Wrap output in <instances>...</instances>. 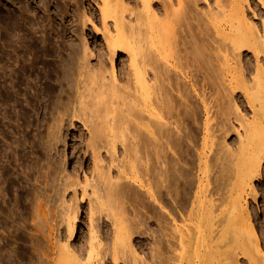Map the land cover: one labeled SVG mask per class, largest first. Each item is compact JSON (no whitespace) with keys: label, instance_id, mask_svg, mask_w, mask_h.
I'll use <instances>...</instances> for the list:
<instances>
[{"label":"bare ground","instance_id":"1","mask_svg":"<svg viewBox=\"0 0 264 264\" xmlns=\"http://www.w3.org/2000/svg\"><path fill=\"white\" fill-rule=\"evenodd\" d=\"M1 1L4 49L15 43L18 55L13 54L19 57L15 60L7 51L0 54V120L11 125L8 115L17 110L23 94L30 91L39 98L38 94L52 91L42 87V73L37 70L39 66L46 71L49 61V76L56 77L60 89L55 94L61 96L49 94L44 101L49 115L44 144L58 142L66 121L73 127L74 119L88 134L83 177L78 171L75 177L68 174L59 196L63 209L58 223H64L67 238L61 239L58 232L55 236V226L48 224L46 238L53 257L45 252L46 258L52 257V264H108L109 257L112 264H264V235L247 201L248 194L257 197L254 181L264 167V19L260 29L252 0H95L91 3L98 11L97 24L82 0H50L62 22L73 13L72 28L60 24V30L53 20L50 31L43 26L31 34L23 26L24 0H11L13 11ZM197 2H204L205 9H197ZM258 2L264 11L263 0ZM87 25L102 37L107 65L99 59L98 68L92 66L95 57L85 35ZM68 31L80 45L67 41ZM124 58L125 78L119 73ZM190 92L205 112L200 140ZM235 94L244 97L251 116L240 110ZM232 133L236 149L226 140ZM15 140V146L23 144ZM216 140L222 142L216 145ZM46 174L44 180L35 175L34 181H46ZM36 188L30 200L32 223L46 220L44 208L51 198ZM136 188L137 193H146L148 206L140 203L142 194L135 196ZM68 190L73 191L71 201ZM85 201L86 250L72 244L78 234L80 203ZM126 201L134 205L129 221L123 208ZM100 215L112 229L105 252Z\"/></svg>","mask_w":264,"mask_h":264},{"label":"rangeland","instance_id":"2","mask_svg":"<svg viewBox=\"0 0 264 264\" xmlns=\"http://www.w3.org/2000/svg\"><path fill=\"white\" fill-rule=\"evenodd\" d=\"M12 1L11 0H2L1 2L4 3V5H7V7L13 11L14 10L13 8H15V6H14ZM49 1L50 0H24V3L26 6L24 9L23 15H24V18L27 19V22H25L26 20L24 19V23H23L24 25L23 26L25 29L24 28L23 29L26 30L27 33L30 32V34H31L35 30L38 31L43 26L47 27V30L50 31L51 23L53 24V20L56 21L55 26H58L60 28V30H61L62 24H66L68 27L72 28L71 25L73 22L72 21L73 13H72L71 19H68V20L62 22L60 20L61 17L60 16L58 17L57 12L55 10L56 5L54 6V4L49 2ZM82 1H83V5L85 6V9H87L86 11H87L88 15L91 16V18L93 17L92 19L97 24V18L99 19V15L97 14L98 11L95 8V6L93 5V3H91V1H95V0H82ZM263 2H264V0H263ZM197 3H196L197 9H205L206 5L204 4V2H200L198 4ZM251 3H252L251 4L252 7L254 8V11L258 12V14H259L258 15L259 18H258V20H256V23L261 29L262 28V20L264 19V11H263V9H261L262 7L259 4L258 0H252ZM41 7H43V8H41ZM45 8H46L47 12H45ZM25 10L27 11V13ZM33 10H34V12H33ZM31 11L33 13H31ZM92 11H93V13H92ZM31 14H32V16H31ZM48 15H49V17H48ZM44 16H45V18H44ZM94 17H96V18H94ZM250 17H252V16L250 15ZM42 19L44 20V22ZM40 20L43 22V24H41L42 22ZM74 20H77V19L74 18ZM77 22H76V24H77ZM87 28L85 31V35H86L88 41L90 42L91 47L94 49L93 50L94 51V57L96 58V60L98 59L96 61L94 58V60L91 62V63H93L92 66L95 68H98L99 59L102 62L105 60L103 63L108 64L107 54L105 53L106 48H105V45L102 41V37L98 36L93 31V28L91 26L87 25ZM49 31H48V33H49L48 36L50 35ZM4 32L5 31L0 27V54L2 55L1 51H3V52L7 51L6 54L10 55L13 59L17 60L16 58H18L19 56H15V55H18L16 53L17 50L14 48L15 43L14 44L12 43V45L10 44V46L7 50L4 49L3 38H2L5 35ZM10 32H12V31H10ZM10 32L8 34H10ZM37 36H41V35L39 33H37ZM29 37H32V35ZM68 37H70L71 39H69ZM50 38L52 39L51 35L49 36V40L51 41ZM74 38L75 37H73L71 35L70 31L66 32V39L68 42L70 41V44H74V45L79 44L80 45V43L77 42L76 39H74ZM52 41L54 42L55 40L52 39ZM10 42H11V40H10ZM13 49H15L16 51L15 50L13 51ZM124 60H125V58H124ZM124 60L120 61V66H119L120 69H122L124 67L122 69V71L119 70L120 75L122 72L124 73V74L122 73L123 78H125V76H126L125 73L127 72V64H126L127 62H126V60L125 61ZM47 63L48 64H47L46 71L45 70L42 71L41 68H38L39 66L37 67V70L39 69V72L42 73V75H41L42 87L46 86L47 88H51L53 92L52 91H51L52 93L50 91H49V93H44V92L41 93L40 92L42 95L38 94V97L40 96L39 98H41V99L37 98L36 94H33L30 91H29L30 94H29V92H28V94H23L26 97H24L21 94L22 98L20 100H22L23 102L20 101V103L17 107V110L13 109L15 112L13 111L14 113L12 112V113H10L11 115L10 114L8 115L7 120H9L10 123L12 122L11 123L12 126L9 123H8L9 125H7L5 123L4 119H2V121L0 120L1 121L0 122V133L2 132L0 138L3 136L2 137L3 139L2 138L0 139V172H4L2 174L0 173V175L2 177V180L0 182H3V184H5V185L0 184V186H1L0 189L2 188L0 191V264H45L44 259H47L48 263L52 264V262H51L52 257H53L51 255L52 247L50 246V245H52V243L50 244L49 239L46 238V236L48 237V234L50 233L49 232L50 231L49 225L51 224V225L55 226V228H54V230H56V231H54V234L56 233L55 236L57 235V232H58V236L61 235V239H62L63 235H64V238L67 236L66 232H65L64 223L62 226L59 225V223H58L59 219L61 222V218H60L61 212L60 211H61V209H63L62 204H60L61 203L60 199L62 197L61 194L63 193V191H61L63 189L62 183H65V181H66L65 179H67L66 177H69V175L71 177L72 176L75 177L77 171L82 175L81 177H83L82 172L85 169V160H86L87 155L84 153L85 152L84 141L86 142V139H88V134L84 130L82 125L79 122H77L76 119L73 120V123H74L73 127L70 126V121H68V123L66 121V124H65L63 130L59 134L61 139L59 137L58 142L52 141L51 144L50 143L44 144V141L42 139V137H44L46 135L45 134V131H46L45 130V128H46L45 120H49V115L47 116V114H45V113H47V109L44 108V104L46 103V100L49 99V97H50L49 94H51V96L55 95L54 97H57L60 95V94L59 95L55 94L58 92L60 93V91H59L60 89L57 87V83L55 80L56 77L55 76H49L48 65H51V64L49 61H47ZM40 67H42V65ZM123 70H125V71H123ZM28 74H31V73L28 72ZM33 75H35V74H33ZM56 87H57V89H56ZM198 87H200L199 83H198ZM57 90H58V92H57ZM30 95L32 98L30 97ZM190 95L188 94L189 103L192 106H194V108L196 109L197 114H198L197 116H199L198 117L199 121H198L197 127H198L199 140H200V138H201L200 136H202V125H203L204 120H205V112L203 110L201 102L199 101V99L197 97H195V94L191 93ZM237 96L238 95L235 94L234 98H236L235 101H237V104H239L240 110L243 112V114L247 113L244 115H247L248 117L251 116V113H250L251 111H250L249 107L246 105L247 103H246L244 97L241 96V94H239V97H237ZM27 97L30 100H27L28 99ZM207 98H209V97L207 96ZM56 99H54V100H56ZM36 100H38L40 103L38 101L36 102ZM29 101H30V103H29ZM44 101H45V103H44ZM38 103H39V105H38ZM212 106H214V105H212ZM19 107H20V109L21 108L22 109L20 110V112L18 114H16L19 111ZM38 107H40V108H38ZM33 109H34V111H33ZM37 109H38V111L40 110V113H38ZM43 109H44V111H43ZM35 110H36V113H35ZM19 115H20V117H18ZM10 117H12L11 118L12 120L10 119ZM17 117L21 118L20 119L21 121ZM45 117L47 119H45ZM231 118L233 120L232 123H236L234 116H232ZM41 119L42 120L44 119V120L42 121ZM40 121H42V122H40ZM21 122L24 124H22ZM213 122L214 121H212V123ZM216 122L217 121H215L214 123H216ZM26 123H29L30 126H28V124L26 125ZM19 124L20 125L22 124V125L20 126ZM7 126H9V127H7ZM11 128L15 129V130H12ZM20 132H22V134H17ZM15 134H17V136H15ZM38 134H39V136H38ZM13 135L15 136V139L19 138L20 142H23L24 145L21 143L17 146V144H16V146H17L16 147L15 143H14V141L16 142V140L14 139ZM40 137H41V139H40ZM23 138H25V139H23ZM4 139H6L7 142ZM13 139H14V141H12ZM234 139H235V135L232 133V134H230V136L226 140L229 142L228 144L231 147H233V149H236V147H238V144H237V142L233 143ZM4 141H5V143H4ZM8 141L10 142V144ZM41 141H42V143H41ZM216 141H218V142H216L217 143L216 145H218V143L220 144V141L222 142V140H220V141L216 140ZM7 145L8 146L13 145L15 147L13 148V146H12V149H11V146L8 147ZM20 145L22 147L24 146L25 149H24V147L22 148ZM18 147H19V149H18ZM45 147L48 149H46ZM218 148L220 149V146ZM218 148H217V146H215L216 150ZM18 157L20 160H22L21 162H23V163H21L20 160L19 161L17 160ZM34 160H35V162H34ZM88 160H87L88 163L86 162L87 163L86 169H88L87 166L90 162V160L89 161ZM16 162H19V163L16 164ZM13 164H15V165H13ZM24 165L26 167L25 169L23 168ZM36 165H37V167L40 166V168L39 167L36 168ZM263 166H264V164H263ZM21 167L23 169L22 174H21ZM29 168H31L32 171ZM28 169L30 171V172L28 171L29 173L27 172ZM40 169L43 170L42 172L43 173L45 172V174L50 171L51 174L48 173L49 176H47L48 174H46V177L51 179V180L46 178V181H41V179L39 178V182L34 181L36 179V177H40L41 175H42L41 178H43L42 180H44L45 174L43 175L41 172L39 173ZM47 169H48V171H47ZM24 170L28 174H30V173L33 174V172H38V174L36 173L37 174L36 175L34 173L33 176L31 175L33 177L32 178L30 175H27ZM19 173L21 174V176L19 175ZM23 174H25L24 177H22ZM193 174L194 175L197 174L196 170H194ZM26 175H27V180L25 179ZM35 175H36V177H35ZM194 175L191 177H194ZM61 176H63V177H61ZM56 179H58V180H56ZM193 179L195 180L196 177H194ZM47 180H49V181H47ZM28 181L31 183L33 181L34 184L32 183L33 184L32 185L31 183H28ZM42 182H44V183L46 182L44 184L46 186H44V185L42 186ZM34 185H35V188H34ZM31 186H33V187H31ZM36 186L38 188L40 187L39 188L40 190L38 191L39 193L43 194L42 191H45L46 194L45 193L44 194L48 195V197H51V198H49V201H48L49 203H47V205H49V206H46L44 208L45 211L47 212L46 220L43 217L44 219H42L41 221L39 220L38 221L39 223H37L36 221H34V223H32V222H30L31 221L30 216L32 217L31 213L33 212V210H31L32 207L30 206V204H31L30 200L32 198V195L35 194V191L37 189ZM254 187H255L256 192H257V197H254V195H252V194L251 195L248 194V197H247L248 206L250 208V211H252L251 214L253 217V221H255L256 226L258 227L260 232L263 233V235H264V167L262 168L260 177L255 179ZM57 188H59V189H57ZM58 190L61 192H59ZM139 190L140 189L137 190V188H136L134 190V192L139 191ZM72 192L73 191L68 190V192H67L68 195L66 194L67 199L69 198L70 193L72 195ZM140 192H138L140 196L142 194V196H141L142 198L139 196L141 199L138 197L139 201L141 200L140 203L143 202L142 204H144V206H148V204L151 203L150 200L148 199L146 193L144 194L143 191H140ZM32 193H34V194H32ZM59 193H60V195H59ZM138 193L137 192L134 193L135 196ZM59 196H61V197L59 198ZM70 197L73 198V196H70ZM68 200L71 201L70 198ZM27 201H29V202H27ZM132 204L133 203L130 201H126L123 204V208L126 211L125 217L128 219V221L132 219V214H131L132 210H133L132 206L134 207V205H132ZM27 206H29V207H27ZM79 208H80V212H79L80 215L78 217V222H77L78 234H77L75 240L72 242V244H74V245L77 244L76 247H80V248H83L86 250L87 245L85 243H86V240L88 238V226H89L88 202L85 201L84 203H80ZM122 211H123L122 208L118 209V212H122ZM46 212H45V214H46ZM255 215H256V217H255ZM100 217L101 218L99 220H98L99 217H97V221H99L98 225H100L99 226L100 227L99 236L101 238L102 248H103V249L101 248V250H104V249L109 248V244H110L111 238H112V235H111L112 229H111V224L105 222V219H104L105 216L100 215ZM52 222H53V224H52ZM33 224H35V225L38 224V226H36L37 228H35V226ZM144 229H146V228L144 227ZM36 230L39 232V234L36 232ZM31 232H36L37 233L36 235H39V237L37 236V238H39V239H37V241H35L36 237L33 236V234L35 235V233H32V235H31ZM26 235H27V237H26ZM32 238H33V240H32ZM45 252L47 253V255H51L52 257L49 256L48 258H46L47 255H44ZM102 252L103 251H101L100 253L104 254L105 250L103 253ZM81 254H82V257H84L83 255H85V254L84 253H81ZM41 255L45 258H42ZM107 263L112 264L110 257H109V260ZM119 264H125V263L122 261H119Z\"/></svg>","mask_w":264,"mask_h":264}]
</instances>
